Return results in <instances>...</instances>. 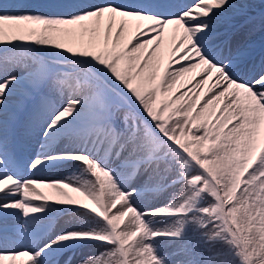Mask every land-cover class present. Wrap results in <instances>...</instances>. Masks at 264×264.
Instances as JSON below:
<instances>
[{"label": "snow or ice", "instance_id": "snow-or-ice-1", "mask_svg": "<svg viewBox=\"0 0 264 264\" xmlns=\"http://www.w3.org/2000/svg\"><path fill=\"white\" fill-rule=\"evenodd\" d=\"M0 264H264V0H0Z\"/></svg>", "mask_w": 264, "mask_h": 264}]
</instances>
